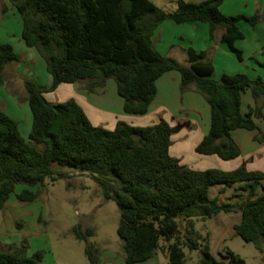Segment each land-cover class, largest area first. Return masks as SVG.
Instances as JSON below:
<instances>
[{
    "label": "trees",
    "instance_id": "1",
    "mask_svg": "<svg viewBox=\"0 0 264 264\" xmlns=\"http://www.w3.org/2000/svg\"><path fill=\"white\" fill-rule=\"evenodd\" d=\"M224 1L177 0V9L166 12L150 0H10L21 17L25 45L35 48L44 59L53 84L48 90L34 79L25 81L33 118L29 140L0 105V209L19 184L43 187L48 179L55 183L66 178L64 172L56 171V165L104 171L120 183V191L113 195L106 183L95 177L104 197L117 204V234L124 245L126 264L146 262L164 249L168 264H186L183 248H200L193 239L194 219H211L221 213L240 212L235 235L262 252L264 172L248 171L244 165L229 172L190 169L170 155L176 130L164 119L147 127L119 122L114 130H107L94 126L74 99L52 104L44 96L61 84L84 83L94 92L113 80L124 99V112L146 115L157 95V81L165 73L177 71L182 91L194 85L211 107L210 130L196 153L216 155L225 161L238 158L241 152L231 132L257 129L252 117L261 116L260 108L242 115L241 97L247 90L256 101L264 97L262 80H252L245 74L214 80V66L205 61V52L188 49V65H184L161 55L153 42L156 30L166 21L203 22L210 27L211 39L218 28L224 30L222 42L241 61L242 52L234 45L244 37L238 24L256 27L264 23V14L226 16L221 11ZM20 59L11 44H0V85L6 67ZM256 141L264 142V136ZM237 184L247 194L243 202L220 203L210 197L214 186L231 188ZM38 196L25 189L17 199L31 203ZM180 220L187 221L185 236ZM73 233L76 239L87 242L94 231H82L78 225ZM161 240L167 243L166 248ZM200 252L201 264H246L231 250L224 256L229 263L218 260L208 245ZM85 254L90 264L98 263L93 245L86 246ZM42 259L41 252L27 257L24 247L0 249V264H39Z\"/></svg>",
    "mask_w": 264,
    "mask_h": 264
},
{
    "label": "crops",
    "instance_id": "2",
    "mask_svg": "<svg viewBox=\"0 0 264 264\" xmlns=\"http://www.w3.org/2000/svg\"><path fill=\"white\" fill-rule=\"evenodd\" d=\"M186 1L199 3L206 0ZM221 11L226 16H252L256 12L264 11V0H225ZM10 14L19 20L10 0H0V25L5 27L0 28V44H11L21 57L19 63L8 65L4 71V83L0 85V105L18 123L21 135L28 140L33 118L25 81L34 79L49 90L53 78L38 51L25 45L22 39V20L14 31L7 25L11 21L7 17ZM238 26L244 37L236 40L234 45L242 52L241 61L228 45L222 42L224 30L218 28L214 40H211L210 27L203 22H164L154 34V47L161 55L174 58L184 65H188V49L191 48L197 53L205 52V61L214 66L211 77L214 80H219L223 75L245 74L252 80L261 79L264 83V23L251 27L242 22ZM181 84L179 72L165 73L156 83L157 95L146 115H130L124 112V99L118 94L117 84L113 80L107 81L103 88L94 92L87 90L84 83L61 84L54 91H47L44 96L52 104L74 99L94 126L107 130H114L119 122L147 127L164 119L172 128L177 129L171 137L170 155L190 169H218L229 172L244 165L248 171L264 172V142L256 141L258 136H264V97L256 101L249 90L242 94V115L246 116L251 110L260 108L261 116L252 117L257 129H237L231 132V139L239 147L241 154L236 159L225 161L216 155L196 153V147L210 130L211 107L194 85L182 91ZM241 186H214L210 190V197L220 203H237V193H245L240 190Z\"/></svg>",
    "mask_w": 264,
    "mask_h": 264
},
{
    "label": "rangeland",
    "instance_id": "3",
    "mask_svg": "<svg viewBox=\"0 0 264 264\" xmlns=\"http://www.w3.org/2000/svg\"><path fill=\"white\" fill-rule=\"evenodd\" d=\"M150 1L166 12L177 9V0ZM256 13L264 14V11ZM16 14L19 20L13 14L7 16L11 20L7 25L13 31L21 21L17 11ZM55 169L67 177L55 183L48 179L43 187L19 184L5 207L0 209V249L9 251L10 246L24 247L27 257L41 252L43 259L39 264H90L85 254L90 244L96 249L97 264H126L124 245L117 234L120 221L117 204L104 197L95 177L103 180L113 195L120 191V183L104 171L89 172L57 165ZM25 189L37 192L38 198L31 203L19 201L17 195ZM237 194L239 203L247 199L245 193ZM240 220V212L223 213L206 220L194 219L193 239L199 242L200 248L195 251L183 248L186 264H201L200 251L205 245L218 260L226 263H229L224 257L226 250H231L246 264H264V249L261 252L254 244L235 235L234 225ZM179 224L182 236L187 235V221L180 220ZM78 225L82 231L93 229L94 234L87 242L76 239L73 229ZM160 244L164 248L167 246L162 240ZM139 264H168V254L164 249Z\"/></svg>",
    "mask_w": 264,
    "mask_h": 264
}]
</instances>
